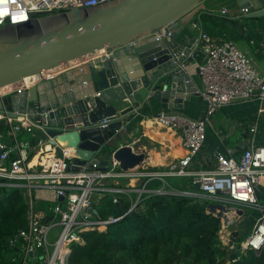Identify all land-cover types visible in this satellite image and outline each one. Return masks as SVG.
Instances as JSON below:
<instances>
[{
    "label": "water",
    "instance_id": "1",
    "mask_svg": "<svg viewBox=\"0 0 264 264\" xmlns=\"http://www.w3.org/2000/svg\"><path fill=\"white\" fill-rule=\"evenodd\" d=\"M201 1L108 0L0 26V88L68 66L3 96L0 112L29 120L38 141L58 150L72 148L75 157L67 171L103 172L110 158L123 171L137 170L146 157L143 137L130 135L126 145L115 147L127 133L123 122L147 98L181 109L184 99L199 92L185 69L195 53L193 46H184L188 32L183 18ZM237 2L249 12L246 18L264 15V0ZM100 51L104 55H97ZM85 57L83 63L71 64ZM104 118L106 126L99 127ZM91 212L99 217L95 208ZM206 212L235 227L226 244L236 254L241 253L239 240L260 215L236 209L231 220L227 207L215 202L206 205ZM36 254L28 253L32 264Z\"/></svg>",
    "mask_w": 264,
    "mask_h": 264
},
{
    "label": "built area",
    "instance_id": "2",
    "mask_svg": "<svg viewBox=\"0 0 264 264\" xmlns=\"http://www.w3.org/2000/svg\"><path fill=\"white\" fill-rule=\"evenodd\" d=\"M105 1L108 0H2L0 7H6L7 11L0 15V26L24 22L33 16L67 11L75 7L86 8ZM246 11L241 10L242 13ZM220 12L222 15L227 14L225 8ZM200 43L204 60L196 64V73L202 86L200 94L206 104L205 115L201 119H192L179 112L161 111L157 114L156 119L159 123L180 133L182 145L187 153L170 163L164 170L148 172L146 177L147 175L150 178L161 179L189 177L193 185L198 184V191L175 193L199 196L224 204L231 214H234L237 206H247L258 211L260 215L255 219L252 229L236 245L240 251L245 249L258 251L264 246L262 231L264 205L258 203L256 197L258 188L264 187V144L260 142L259 128L264 115V72L257 71L251 59L231 40L201 33L195 44L197 46ZM42 74L33 83L49 77ZM22 81L19 87L6 94L28 89L33 84ZM6 94H1L0 99ZM251 101L258 103L256 114L246 122L240 121L237 124L243 132L241 153L235 157L231 149H226V154H216L211 168H190L193 158L203 146L206 122L215 111L226 105ZM107 121V118L102 119L99 127L106 126ZM2 127L7 128L9 135L12 134V143L3 140ZM33 128V124L24 117L12 119L0 112V178L7 179L9 185L26 188L28 192L31 189L53 191L52 204L39 211L32 207L33 202L29 194L27 226L20 229L17 234L23 241L20 264H32L28 258V253L32 251L37 253L34 264H66L71 244L85 243L81 235L83 232L101 231L108 224L121 218L113 215L104 219L97 218L91 212L95 198H100L106 193L115 195L134 192L136 197L129 208L131 210L143 194L168 192L165 183L155 190L146 188L145 183L140 187L129 184H125L124 187L118 186L119 180L137 179L142 173L136 170L123 171L112 158L103 172L67 171L75 157V151L72 148L58 150L56 145L43 143V139L37 144L39 154L48 152L50 155L48 158L51 159L46 163L40 162L31 166L28 143L17 141L13 134L20 130L30 131ZM46 146L50 150H47ZM205 160L207 159L203 158L201 162L205 163ZM36 166L39 168L35 169ZM103 179L112 180L113 186L104 185L101 182ZM59 196L63 197L62 201H58ZM113 202L117 204L118 199L113 197ZM227 224H222L219 231L221 240L226 239L228 235ZM14 241L15 238L10 239V244Z\"/></svg>",
    "mask_w": 264,
    "mask_h": 264
},
{
    "label": "trees",
    "instance_id": "3",
    "mask_svg": "<svg viewBox=\"0 0 264 264\" xmlns=\"http://www.w3.org/2000/svg\"><path fill=\"white\" fill-rule=\"evenodd\" d=\"M227 23L236 24L222 20L217 28L224 31ZM259 128L264 131V120ZM1 132L3 140L10 138L11 143L13 137L11 133L8 135L7 128L2 127ZM261 143L264 142L261 140ZM148 178H142L135 187L146 181L145 187L155 190L165 183L168 192L143 194L131 210L136 197L134 192L106 193L94 199L92 206L101 219L110 215L121 218L104 230L83 232L85 243L71 244L66 264H264V246L258 251L245 249L236 254L223 244L219 237L220 218L206 212L210 200L175 193L197 192L190 178ZM8 182L0 178V264H20L23 241L17 234L27 226L29 197L26 188ZM118 186L124 187L125 181ZM113 197L118 199L117 204ZM256 197L258 203L264 205V187L258 188ZM31 199L36 211L44 210L48 204L37 201L33 195ZM14 238V243L10 244V239Z\"/></svg>",
    "mask_w": 264,
    "mask_h": 264
},
{
    "label": "crops",
    "instance_id": "4",
    "mask_svg": "<svg viewBox=\"0 0 264 264\" xmlns=\"http://www.w3.org/2000/svg\"><path fill=\"white\" fill-rule=\"evenodd\" d=\"M222 8L227 10L226 15L221 14L220 10ZM248 13V11L245 13L241 12L237 0H202L184 16L183 20L188 32L184 46H193L195 53L193 58H189L186 62L185 69L191 81L193 80L196 83L199 92L196 95H191L189 99H184L182 101L181 109H169L165 103L147 98V102L140 108V110L135 111V113L130 114L127 117V121L122 124V129L127 133L115 147L126 145L127 139L130 135L143 137L142 142L145 144L146 157L144 162L136 170V172H141L142 175L137 179L126 181L125 184H129L130 186L138 185L141 183V179L146 177L148 172L160 171L161 169L164 170L170 163L186 155L187 152L182 145L180 133L169 127L163 126L157 121L156 116L161 111H171L182 113L192 119H201L204 117L206 104L200 94L202 86L196 73V64L201 63L204 60V52L201 43L197 46L195 44L201 33L233 41L237 44L238 48L251 59L256 70L261 73L264 72V15L255 17L261 18L260 20H250V18L245 17ZM205 16H211L212 18L205 19ZM194 19L196 20V23H193ZM222 20L234 21L236 24L231 25L227 23L226 30L220 31L217 26L222 23ZM238 27H240V31L238 30ZM97 55H104V51L98 52ZM86 59L87 57L80 61H76L72 65L83 63ZM67 67L68 66H66V68ZM66 68L64 67L63 69ZM257 104V102L251 101L226 105L217 109L206 122L203 146L193 158L190 168H211L216 154H226V149H231L233 155L237 157L241 153L243 139V132L237 124L240 121L246 122L251 119L256 114L255 107H257ZM262 120H264V115ZM260 132V142L261 140L264 142V131L260 130ZM13 135L17 141L28 143L29 158L31 161L34 155L39 153L37 145L38 132L36 128H33L30 131L20 130ZM7 142L10 143V138ZM43 143L49 145L48 142L43 141ZM203 158L207 159L205 160V163L201 162ZM30 165L33 166L32 164ZM38 168V166L35 167V169ZM153 168L159 169L150 170ZM148 179L152 178L149 177ZM101 182L108 186V184L112 183V180L103 179ZM33 197L37 201H43L50 205L53 202V191L49 189L34 190ZM212 202L214 201H211V203ZM236 209H242L244 214L255 211L247 206H237ZM233 215L234 214L228 213L227 217L232 220ZM234 228L235 227L232 225L227 224L226 230L228 231V234Z\"/></svg>",
    "mask_w": 264,
    "mask_h": 264
},
{
    "label": "bare ground",
    "instance_id": "5",
    "mask_svg": "<svg viewBox=\"0 0 264 264\" xmlns=\"http://www.w3.org/2000/svg\"><path fill=\"white\" fill-rule=\"evenodd\" d=\"M86 58V57H85ZM84 59V58H83ZM76 61L72 62L71 64H74ZM66 67V66H59L57 68H54L52 70H48L46 72H44L42 75L43 76H47V75H54L55 73L57 72H60L63 70V68ZM38 78V76H29V77H25L23 79L22 82L26 83V84H30V83H33L36 79ZM20 86V82L16 83V84H8L4 87H1L0 88V95L1 94H6L8 93L9 91H11L12 89H16L17 87ZM47 150H50V148L48 146H46ZM50 155L48 154V152H45V153H37L36 155H34V157L32 158V160L30 161V164L32 165H38L40 162L41 163H46L48 162V160H50L51 158H48ZM262 231H264V228H262Z\"/></svg>",
    "mask_w": 264,
    "mask_h": 264
},
{
    "label": "rangeland",
    "instance_id": "6",
    "mask_svg": "<svg viewBox=\"0 0 264 264\" xmlns=\"http://www.w3.org/2000/svg\"><path fill=\"white\" fill-rule=\"evenodd\" d=\"M236 46H237V44H236ZM238 47V46H237ZM241 103H246V102H241ZM257 108H258V104H257V107H255V112L257 111ZM172 178V177H171ZM189 178V177H188ZM121 181H128V180H126V179H122V180H119V182H121ZM264 186V185H263ZM197 189V188H196ZM198 190V189H197ZM29 194H30V197H31V195H34V190L33 189H31L29 192L26 190V195H28V197H29ZM197 198H203V197H197ZM211 201V200H210ZM210 203V202H209ZM222 224H224L222 221H221V228H222ZM104 230V229H103ZM242 240V239H241ZM222 242H223V244L225 245V246H227V244H225L226 242H225V238L222 240ZM228 247V246H227ZM229 248V247H228Z\"/></svg>",
    "mask_w": 264,
    "mask_h": 264
},
{
    "label": "clouds",
    "instance_id": "7",
    "mask_svg": "<svg viewBox=\"0 0 264 264\" xmlns=\"http://www.w3.org/2000/svg\"><path fill=\"white\" fill-rule=\"evenodd\" d=\"M0 3H2V0H0ZM6 11H7V8L6 7H0V15H2L3 13H5ZM17 19H18V17H17Z\"/></svg>",
    "mask_w": 264,
    "mask_h": 264
}]
</instances>
